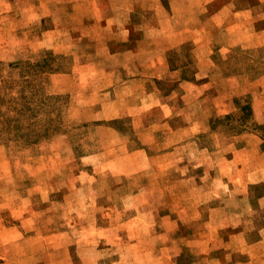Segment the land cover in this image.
I'll use <instances>...</instances> for the list:
<instances>
[{"label": "rangeland", "instance_id": "1", "mask_svg": "<svg viewBox=\"0 0 264 264\" xmlns=\"http://www.w3.org/2000/svg\"><path fill=\"white\" fill-rule=\"evenodd\" d=\"M44 1L0 0V88L12 85L14 80L22 85L21 74L30 71L25 66L12 69L9 64L35 63L43 59L45 50L57 55L54 65H69L67 71L38 78L47 92L62 97L66 105L60 131L35 143L12 137L0 142V264H76V260L80 264H171L170 236L156 240L122 235L119 221L137 207L141 209L138 197L132 195L145 186L153 194V202H159L160 195L165 201L156 205L162 208V216L176 210V214L191 218L194 235L180 237L174 243H189L198 250L194 264H264V32L257 35L253 31V37L252 30L247 29L249 24L243 25L239 44L229 45L227 51H220L221 45H212L209 59V46H202L200 30L190 31L195 36L187 37L189 42L182 44L179 53H173L176 60L169 64L175 67L188 63L186 76L205 82L207 89L202 98H198L199 90L185 89L187 103L181 105L180 112L185 113L181 116L194 119V124L178 130L171 139L157 140L151 150L156 168L165 169L159 166L161 158L157 155L178 143L176 152L181 157L169 167L176 170L165 169L160 175L153 170L129 179L100 173L94 183L84 184L87 186L78 197L83 201L92 195L95 185L102 205L99 225L111 230L94 237L84 231L89 238L79 240L70 202L76 196L73 187L79 167L91 164L90 159L81 162L79 157L115 144L116 137L107 128L109 123L91 121L95 109L81 106L85 101L77 96L79 80L69 76L76 55L83 50L93 52L96 40L83 38L65 45L67 39L62 42L59 32L56 38L52 36L58 43L57 50L46 48L44 31L57 22L50 16L42 17ZM195 2L192 11L196 10L194 14L199 17L196 25L211 20L210 15L219 7L233 4L238 9H251L252 18L247 20H253L254 30L264 29V0H217L207 13H202L203 0ZM54 18L59 23L65 21L66 13L57 12ZM180 55H188L190 61H181ZM160 82L166 89L172 85ZM197 98L201 100L196 104L201 105L193 103ZM42 115L37 117L35 129L45 127ZM148 118H153L151 112ZM115 125L135 140L134 144L141 136L131 118ZM156 132L162 133V129ZM169 199L176 203H169ZM28 203L36 211L29 214L35 219L29 221L31 229L25 221L21 231H9L19 223L16 217L28 215ZM64 229L70 253L61 251L59 238L49 236L53 230ZM92 238L97 239L92 242ZM156 244L168 249L141 251Z\"/></svg>", "mask_w": 264, "mask_h": 264}, {"label": "crops", "instance_id": "2", "mask_svg": "<svg viewBox=\"0 0 264 264\" xmlns=\"http://www.w3.org/2000/svg\"><path fill=\"white\" fill-rule=\"evenodd\" d=\"M216 1L203 0L205 7L202 13H207ZM195 3V0L44 1L45 11L42 17L50 16L57 22L44 31L47 39L46 48L57 50L58 43L52 36L56 38L59 32L60 38L62 37L61 41L64 37L67 39L65 43L62 41L65 45L71 44L73 40L77 43V40L83 38L92 37L94 41L96 40L93 52L87 53L83 50L76 55L75 65L69 76L79 80L77 96L81 98V101H85V104L81 106L95 109V117L91 118V121L109 123L105 125L116 137L115 144L103 146L98 151L79 157L81 162L84 159L91 160L90 165L84 164L85 168L79 167L76 173L77 184L73 187L76 196L70 202L73 207L71 215L75 219V225L79 226V240L81 237L82 239L89 238L86 237L88 234L84 231L91 233L90 235L94 237L100 232L111 230L109 227L99 225V209L102 205L94 192L93 186L95 185H92V195L87 196L83 201L78 197L87 186L84 184L94 183L101 176L100 173L129 179L133 175L145 174L153 170L158 175L162 174L165 169V172L176 170L169 167L181 157L176 152L178 143L174 149L157 155L161 158L159 166L166 167L165 169L156 168L155 155L151 150L157 140L171 139L178 133V130L194 124V119L181 116L185 114L180 112L181 105L187 103L184 102L185 89L187 92L199 90L198 98H202L207 89L205 82L198 83L186 77L188 63L175 67L169 64L176 60L172 57L173 53H179L182 44L189 42L187 37L195 36L190 31L200 30L202 46H209L207 55L209 59L212 58V45L219 47L221 45L220 51H227L229 45L239 44L241 37L239 31L242 32L240 28L243 25L248 26L249 24L247 29L252 30L251 35L253 31L257 35L264 32V29L254 30L256 28L253 20H247L252 18L251 9H238L233 4L219 7L210 15L211 20L196 25L195 20L199 17L194 14L196 10L192 11L193 5L196 6ZM46 6H48V11ZM179 8L182 10L180 11ZM61 11L66 13V19L65 21L60 20L59 23L54 17L57 12ZM229 17L233 19L229 21ZM179 59L190 61L188 55H180ZM160 81L172 85L166 89L162 87ZM198 98L193 101L194 104L201 100ZM150 112L152 119L148 118ZM127 118H131L133 125L142 132L135 144V140H131L130 136L121 132L120 128L115 125L116 122ZM154 126H157L159 130L162 129V133L156 132L157 128ZM145 130L150 134L146 135ZM117 150L119 152L116 153ZM152 195L147 191L146 186L140 193L132 195V197H138L139 204H137L141 206V209L137 207V211L119 221V226L123 228L122 235L134 238H155L156 240L170 236L173 240L171 264H194L195 253L198 250L189 246V243L187 245L186 243L182 245L174 243L176 240L178 242L180 237L194 235L195 230L192 227L191 218L181 216L179 212L176 214V210L162 216V208H157L156 205H161L165 201H161L162 196L160 195L159 202L157 200L153 202ZM169 203L176 202L171 199ZM150 205L154 206L149 207ZM27 208L28 215L16 217L20 218L19 223L9 228V231H19L20 227L25 225V221L29 226L28 230L31 229L29 221L33 223L35 219L29 214L36 211L32 203H28ZM19 234L23 236L24 233ZM49 236L60 239L59 247L62 248L63 253L71 252V247L65 240L67 237L65 229L53 230ZM94 239L92 238L91 241L93 242ZM163 245H157L154 248L144 247L141 251L158 252L157 247L161 249L165 247L167 250L168 247ZM75 263L80 264L77 260Z\"/></svg>", "mask_w": 264, "mask_h": 264}, {"label": "trees", "instance_id": "3", "mask_svg": "<svg viewBox=\"0 0 264 264\" xmlns=\"http://www.w3.org/2000/svg\"><path fill=\"white\" fill-rule=\"evenodd\" d=\"M45 54L43 59L35 63L9 64L12 69L25 66L30 68V71L27 75L21 74L22 85L14 80L12 85L0 88V142L6 137H12L35 143L48 138L51 132L60 131L66 105L61 101L62 97L60 99L57 95L47 92L43 80L39 83L38 78L42 79L48 73L67 71L69 65L68 67L67 64L54 65L57 55L48 50H45ZM186 77L190 79V76ZM41 114L44 116L42 123L45 127L35 129L37 117Z\"/></svg>", "mask_w": 264, "mask_h": 264}]
</instances>
